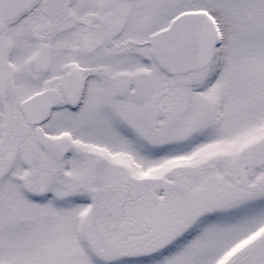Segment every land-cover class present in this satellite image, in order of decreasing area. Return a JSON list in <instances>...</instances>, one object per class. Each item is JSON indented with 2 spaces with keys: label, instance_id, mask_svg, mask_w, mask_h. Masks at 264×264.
<instances>
[{
  "label": "snow or ice",
  "instance_id": "1",
  "mask_svg": "<svg viewBox=\"0 0 264 264\" xmlns=\"http://www.w3.org/2000/svg\"><path fill=\"white\" fill-rule=\"evenodd\" d=\"M0 264H264V0H0Z\"/></svg>",
  "mask_w": 264,
  "mask_h": 264
}]
</instances>
